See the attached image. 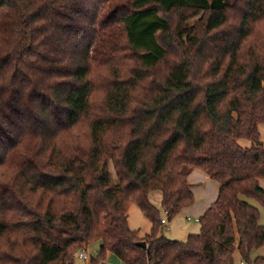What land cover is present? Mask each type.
<instances>
[{"label": "trees", "instance_id": "1", "mask_svg": "<svg viewBox=\"0 0 264 264\" xmlns=\"http://www.w3.org/2000/svg\"><path fill=\"white\" fill-rule=\"evenodd\" d=\"M261 124L264 0H0V264H264ZM193 169L218 198L161 236Z\"/></svg>", "mask_w": 264, "mask_h": 264}, {"label": "rangeland", "instance_id": "2", "mask_svg": "<svg viewBox=\"0 0 264 264\" xmlns=\"http://www.w3.org/2000/svg\"><path fill=\"white\" fill-rule=\"evenodd\" d=\"M259 130H260V140L264 144V124L260 125ZM239 142L242 146H247V147L251 146V142L247 139H241ZM151 197L153 198V200H157L159 197L161 198L160 192H154L151 195ZM243 199H245L251 205L257 207L260 210L261 213L260 222L261 224L264 225V208L252 199H248V198H243ZM190 216H191L190 221L187 219L186 216H184V214L180 215L179 217H175L172 221H169L167 220L165 212L162 211L161 218L166 219L168 223L162 225V228L160 230V235L170 238L172 240L184 242L188 239L189 235L198 234L201 231V224L199 220L196 219V216L194 214H190ZM148 224L152 226L151 222L142 214L140 208L136 205L132 206L129 214L130 228L132 230L139 231L140 234L144 235L151 231V227ZM99 247H100V243H96L90 247L91 249H88V252L94 254L98 250L97 248ZM109 257H108L109 264H114L112 262L113 259ZM235 257H236V264H241L240 256L238 253H236Z\"/></svg>", "mask_w": 264, "mask_h": 264}, {"label": "crops", "instance_id": "3", "mask_svg": "<svg viewBox=\"0 0 264 264\" xmlns=\"http://www.w3.org/2000/svg\"><path fill=\"white\" fill-rule=\"evenodd\" d=\"M188 179H189L190 184L193 187V193H194L196 202L192 207L183 210L182 213H180L177 217L184 214V216H186L187 219L190 218L188 219L190 221L191 220L190 214H194L196 216V219H200L201 216L205 213V211L217 200L218 195H219L220 185L199 169H193ZM263 182L264 180H261V186L264 188ZM151 199H152V202H154L156 205L160 204V200H161L160 197L157 200H153V198ZM148 225L152 227L150 224ZM88 249H91V248L89 247ZM97 249L99 250V248ZM95 253L94 254L91 253V254L95 255ZM259 257L264 258V247L252 252L253 260H256ZM109 258L113 259L112 262L114 264H123L121 260L115 255H110ZM240 263L244 264L242 262ZM76 264H84V263L76 262ZM101 264H109V260H107L106 262L104 261Z\"/></svg>", "mask_w": 264, "mask_h": 264}, {"label": "built area", "instance_id": "4", "mask_svg": "<svg viewBox=\"0 0 264 264\" xmlns=\"http://www.w3.org/2000/svg\"><path fill=\"white\" fill-rule=\"evenodd\" d=\"M190 219V218H188ZM199 220V219H197ZM162 223L165 225L167 224V220L163 219ZM93 260H95L94 255H92L88 250H82L76 255V262H82L84 264H94ZM102 262H99L98 264H101Z\"/></svg>", "mask_w": 264, "mask_h": 264}, {"label": "water", "instance_id": "5", "mask_svg": "<svg viewBox=\"0 0 264 264\" xmlns=\"http://www.w3.org/2000/svg\"><path fill=\"white\" fill-rule=\"evenodd\" d=\"M139 246L145 248L146 247V243L145 242H141V243H139Z\"/></svg>", "mask_w": 264, "mask_h": 264}]
</instances>
